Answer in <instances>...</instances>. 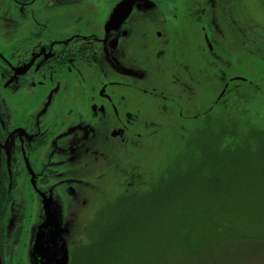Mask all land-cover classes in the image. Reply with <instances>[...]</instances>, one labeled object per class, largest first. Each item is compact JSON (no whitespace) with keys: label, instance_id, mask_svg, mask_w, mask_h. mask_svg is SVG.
<instances>
[{"label":"flooded vegetation","instance_id":"flooded-vegetation-1","mask_svg":"<svg viewBox=\"0 0 264 264\" xmlns=\"http://www.w3.org/2000/svg\"><path fill=\"white\" fill-rule=\"evenodd\" d=\"M126 1L0 0L3 264L21 245L25 221L36 224L35 212L40 221L44 211H72L76 201L86 208V193L98 195L113 172L128 181L118 165L127 146L139 143L141 133L133 128L156 121L142 108L145 99L167 114L173 102L168 89L180 86L193 94L197 82L181 59L188 41L178 35L181 24L199 29L193 50L213 71L219 60L226 70L231 65L215 54L221 38L236 56L261 59L256 55L264 28L251 16L248 0H132L120 17L117 8ZM111 16L116 19L108 26ZM150 67L161 73H155L158 83L150 82ZM225 76L218 77L223 86L216 102L239 80L226 82ZM177 115L185 118L182 111ZM135 169H129L131 185L138 179ZM79 254L74 249L68 264Z\"/></svg>","mask_w":264,"mask_h":264},{"label":"rangeland","instance_id":"rangeland-1","mask_svg":"<svg viewBox=\"0 0 264 264\" xmlns=\"http://www.w3.org/2000/svg\"><path fill=\"white\" fill-rule=\"evenodd\" d=\"M248 5L257 25L264 28V0H255L256 7L252 5V0H248ZM198 30L184 23L181 24V33H178L180 39H188L185 47L182 45L181 59L188 64L191 76L196 77L193 94L184 92L180 86L168 89L173 102L167 114L161 113L158 107L153 110L149 99L143 101L142 108L150 109L148 116L156 118V121L133 128V132L141 133L139 143L133 148L127 146L118 165L122 174L128 173V181L126 176L116 175L114 167L116 172L109 175L108 181L102 182L98 195L88 196L86 193V208H81L76 201L72 211L64 212V208H60V213L46 210L40 221L36 217L38 212H35L36 224L33 221L28 225L25 221L21 245L14 248L7 264H49V258L56 259L59 255H68L69 259L76 248L80 254L73 264H78L82 260L79 257L84 254L89 258L88 253L92 252L93 246L110 237L109 234L114 232L112 222L116 221L121 226L130 217L137 221L148 212L149 203L145 195L154 188L160 193L170 183L171 178H165L163 172L179 153L183 151L192 156H186L187 160L176 165L172 163V170L193 168L211 156L214 163L220 160L222 167L224 150L237 152L227 160L228 164H233L230 181L234 185L230 186L231 194L225 195L229 204L225 216L217 210L215 198L202 199L196 191L186 207L176 204L181 201L164 205L158 219L160 225L149 236L133 237L120 232V237H126L125 247L119 248L125 259L119 261L111 257L105 264H264V198L260 192L252 201L244 198L245 193L256 192L258 186H253L251 181L254 175L264 171V40L259 38V48L262 49L256 55L261 58L258 60L251 55L236 56L226 38L218 39L219 47L215 49V54L220 59L229 58L231 65L227 71L219 60L216 71H213L193 50L199 43L201 34ZM236 57L244 62L237 65ZM148 72L153 74L150 82L158 83L160 75L155 73L160 72L152 67L148 68ZM223 72L226 74L224 81L237 77L239 80H230L225 94L216 102L223 86L218 77ZM167 76L170 74L163 78ZM180 111L185 118L177 115ZM203 112L208 118H220L217 120L220 123L210 122L206 131H200L197 124ZM189 132L193 134V139L185 146ZM232 138L236 139L235 145L230 142ZM210 148L216 158L209 154ZM131 167L136 168L132 172L138 173L134 185L129 183ZM261 175L264 176V172ZM112 180L118 183L116 188L109 182ZM230 195L233 196L228 198ZM88 203H91V208ZM94 215H97L95 221L85 223ZM193 215L197 222L190 230L189 239L183 234L184 229L175 230L168 222L171 216L182 218ZM26 242L27 247L23 249ZM109 254L104 251L100 256L109 257ZM97 262L95 254L91 255L89 264Z\"/></svg>","mask_w":264,"mask_h":264},{"label":"trees","instance_id":"trees-1","mask_svg":"<svg viewBox=\"0 0 264 264\" xmlns=\"http://www.w3.org/2000/svg\"><path fill=\"white\" fill-rule=\"evenodd\" d=\"M261 52V51H260ZM260 58V57H259ZM264 60V58H262ZM220 118H208L207 114L205 112L202 113V116L198 122L197 125L200 126V131H206L208 128V125L210 122L212 123H220ZM215 121V122H212ZM227 121V120H226ZM225 121V122H226ZM197 122V121H194ZM236 130L235 128L233 129ZM253 132L258 135L256 130L253 128ZM193 134L189 132L188 137L185 139V146L190 143V141L193 139ZM258 137L259 136H255ZM231 144L235 145L236 139H231ZM211 147V146H209ZM209 147L207 151H209ZM209 154L214 155V150L210 148ZM237 149V148H236ZM232 154H237L236 151L230 152L229 150H224L222 152V162L220 167V160H217L216 163H214L213 157H206L203 161L200 162L199 165H195L193 168H185L180 171H177L178 168L170 169L172 168L171 165L180 163L181 161L187 160L185 158L186 156H189L190 154H186L185 152L179 153L175 157V160L166 168V170L163 172L165 173V178H168L170 180V183L167 184L163 191L160 190V193L155 190V188L151 191H149V194L145 195L146 200L149 203V209L148 212H146L145 215L139 217L137 221H135L134 217H130L129 220L124 221L121 223V226L117 224V222H112V225H114V232L109 234L110 237L106 239V241H103L102 244H98L97 246H93L92 252H89L90 255L89 258L87 256L86 259H82L83 264H89L91 261V255H94L98 258L97 264H105L108 262L109 258L113 257L112 259L118 258L120 260H124V254L120 252V246L125 247V241L126 237L122 236L120 237L119 233H123L125 235H133V237H140L142 235L149 236L152 230H155L159 227V216H160V210L164 207L166 204H171L173 201H181V203H176L177 205L181 206L183 204L185 207L191 202V196L192 194L198 192V195L200 198H215L217 202V210H219L220 215L225 216L228 212V201L227 198H225L226 194H231L230 186L234 185L233 182L230 181L231 178V171L233 164H228L229 159L232 158ZM240 155V154H239ZM244 154H241L240 156H243ZM192 156V154L190 155ZM246 157V155H244ZM217 156H215L216 158ZM225 163V164H224ZM178 166V165H177ZM264 172V171H261ZM261 172L258 173V175H254L253 180L251 181L253 186H258L256 189V192H247L245 193L244 198H246L249 201H252L256 198V195L260 192V196L264 198V176L261 175ZM162 173V174H163ZM161 174V175H162ZM233 195L228 196V198L232 197ZM151 206L154 208L151 209ZM213 215V213H212ZM211 215V216H212ZM207 216L205 215V218ZM168 221V220H167ZM171 228H174L175 230H183L184 229V235L187 237V239L190 238L191 232L190 230L193 228L195 223L197 222V218L195 215L193 216H183L180 217H172L168 221ZM116 236V237H115ZM120 237V238H119ZM183 238V235H182ZM119 239V241H118ZM120 242V243H119ZM85 251V249L83 250ZM107 251L109 254V257H101L100 255ZM98 253H101L100 255H96ZM80 261V262H81ZM79 262V264H80Z\"/></svg>","mask_w":264,"mask_h":264},{"label":"water","instance_id":"water-1","mask_svg":"<svg viewBox=\"0 0 264 264\" xmlns=\"http://www.w3.org/2000/svg\"><path fill=\"white\" fill-rule=\"evenodd\" d=\"M133 4V2H132V0H128V1H126V3H121L120 5H119V7L117 8V10H118V16H120V17H123V8L124 7H128V11L130 10V6ZM115 17L114 16H111L110 18H109V21L107 22L108 23V26L110 25V24H113L114 22H115ZM49 260H51L50 262H49V264H68L69 263V259H68V255L67 256H64V255H59L58 257H56V259H53V258H49ZM0 264H3L2 262H1V258H0Z\"/></svg>","mask_w":264,"mask_h":264}]
</instances>
